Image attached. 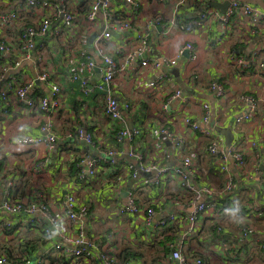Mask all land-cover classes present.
I'll list each match as a JSON object with an SVG mask.
<instances>
[{
	"label": "crops",
	"instance_id": "obj_1",
	"mask_svg": "<svg viewBox=\"0 0 264 264\" xmlns=\"http://www.w3.org/2000/svg\"><path fill=\"white\" fill-rule=\"evenodd\" d=\"M136 1L135 8L122 0L115 2L116 6L122 8L118 14L135 11L132 14L136 29L134 33L141 32L148 20L155 15L163 16V24L168 23L176 2V0ZM205 1L212 8L215 7L224 13L215 3H223L226 0ZM244 1L264 9V0ZM202 2L204 0L187 1L184 6L186 22L198 17L204 7ZM98 21L97 31L103 27L102 14L99 15ZM231 21V30L227 37L222 35V21L219 18H209L203 26H196L191 30L178 28L167 30L165 24L158 26L152 31L150 38L152 56L155 58L165 55L173 56L180 46L191 41L198 48V58L192 59L186 51L178 63L169 68L140 67L138 63H134L119 70L114 82L116 93L121 98L130 100L132 104V109L127 112L128 126L141 130L133 144L128 138H123L121 143L116 140L120 126L105 115L103 94L94 92L88 96L84 95L79 82L70 80L65 66L59 59L58 62L55 61L58 56L54 52L57 54L58 51L50 45L52 50H49L48 56L55 63L54 65H58L55 74L59 76L62 84V98L66 108L52 115L56 131L62 140L53 151H49L45 145L20 143L19 138L24 134L41 133L39 127L43 117L42 111L40 108L32 109L16 100L8 110L2 109L0 105V201L3 197L2 187L11 175L16 179L15 196L27 202L34 198L38 191L56 208L60 207L62 200L71 189L70 185L76 181L79 202L81 204L89 202L91 205L90 214L85 221L87 235L98 237L115 229L121 238L119 244L121 252L128 247L145 251L146 256L143 258L145 263L140 264H149L148 254L154 257L155 252L162 248L156 246L157 244L143 245L142 242L137 241V238L147 229L144 216L141 213L122 216L113 213L117 205L126 202L128 191L139 182L140 178L144 177V173H140L139 177L131 176L126 170V161L122 158L114 171L107 167L105 169L101 164L96 176L86 181L79 178L81 168L86 165L85 156L87 154L96 156L99 153L84 140L75 136L68 137V132L75 133L78 127H84L93 133L95 143L119 146L124 151L130 150L133 146L146 163L157 161L169 166H180L181 154L161 131V129H170L186 140L187 151L194 156L198 169L196 181L219 189L225 184L227 173L220 169L217 155L209 152L208 136L192 130L186 123L187 118L200 120L204 112L203 103L207 102L211 111L210 126H215L216 136L220 138V152L239 150L248 160L249 168L246 170L250 172L251 177L245 181L241 180L239 187L241 195L234 202L236 206H232L224 215L223 221L224 230L227 235L229 234L231 241L237 240L234 229L240 222H251L257 226L259 233L251 239L246 238L242 241L246 252H249L248 243L259 240L258 238L264 239V216L257 217L254 213L250 214V208L253 205L264 204V201L260 200V184L257 179L258 175L264 173V74L257 68L242 69L232 65L229 54L233 48H236L243 58L248 59L254 48L264 40V33L256 36L249 35L250 20L244 14L232 16ZM240 31H242L241 36ZM92 35L93 33L90 36ZM124 38L126 34L119 31L113 32V40L107 43L108 50H112L114 44L123 41ZM91 48L92 46L89 49ZM94 56H96L95 53ZM8 60V55L0 53V65ZM164 69H167L172 78L171 81L151 86L150 83L156 74ZM35 71L34 59L24 61L20 69L14 72L16 77L8 76L0 80V91L12 81V78L21 81L34 78ZM82 73L91 81H98L101 78V71L97 66L92 71L83 70ZM194 76L199 81L196 84H193ZM212 81L225 84L227 92L223 98L219 99L205 90V86ZM176 89H181L182 94L171 99ZM47 91L48 87L44 82L35 80L36 94H45ZM243 93L254 95L258 103L250 119L237 122V118L251 113L249 104L239 98ZM77 159H79L77 164L80 170L78 173H73L71 168ZM228 164L235 176L238 170L233 168L234 161L231 158ZM256 165H258L257 170L251 168ZM178 194L177 202L168 198L170 195ZM138 197L143 205H154L156 200L165 199V197L169 199L168 201L166 199L162 206L156 207L153 225L173 211H177L176 214L180 217L193 209L190 195L180 190L174 178L165 179L163 184L156 188L150 186L147 190L139 191ZM239 204H242L246 211L239 212L236 209L241 207ZM6 218L13 223V227L0 229V252H6L9 258L17 260L28 254L33 260L43 264L73 262L72 257L60 258L53 248L54 239L47 238L41 234V230L34 229L27 216L7 214ZM203 219L205 222L206 218ZM206 224H212V222L206 221ZM172 225H180V229L183 228L182 222ZM170 226L171 222L165 227V236L167 233L172 234L173 230L168 229ZM210 227L207 225V228ZM199 238L185 240L184 248L198 255H204L207 264H264V251L246 260L240 261L238 255L226 259L217 248L215 250L209 248L204 239L199 243ZM165 249L162 252H165ZM73 263L86 264L83 258Z\"/></svg>",
	"mask_w": 264,
	"mask_h": 264
},
{
	"label": "built area",
	"instance_id": "obj_2",
	"mask_svg": "<svg viewBox=\"0 0 264 264\" xmlns=\"http://www.w3.org/2000/svg\"><path fill=\"white\" fill-rule=\"evenodd\" d=\"M121 0H0V53L9 56V60L0 65V80L8 76L16 77L17 72L24 61L34 59L36 71L34 78L19 80L12 78V81L0 91V105L8 110L13 102L21 101L32 109H38L43 113L40 124L41 133L38 135L24 134L19 142L29 145H45L49 151L56 149L61 136L55 128L52 118L54 113L58 114L66 110L64 98H62V84L59 76L55 74L57 64L49 59L48 52L55 47L58 56L55 59L61 61L65 66L70 80L78 81L81 91L88 96L94 92H101L105 99L103 111L107 117L119 124L116 140L121 143L123 138H128L131 143L136 140L141 130L128 126L127 112L132 109L130 100L121 98L116 93L115 78L121 68L134 63L140 67L169 68L176 65L183 54L188 51L192 59L198 58V48L194 42H185L178 48L173 56H162L155 58L150 54L152 31L163 24V16L155 15L150 18L141 32H135L133 23L134 10L125 14H118L122 9L116 6L115 2ZM137 6L136 0H122ZM188 0H176L168 23L167 30L178 28L180 30H191L196 26H203L209 18H219L222 21V35L227 37L231 30V18L236 15L249 17L250 26L248 34L256 36L264 33V9L254 6L244 0H229L226 12L221 13L217 8L211 7L204 0V7L194 20L185 21L184 6ZM103 17V27L98 29L99 15ZM119 31L126 34L123 41L114 44L112 50H108L107 43L113 40V32ZM96 34L93 41H89L91 34ZM242 31H240V36ZM90 46H92L91 49ZM94 53L96 56H94ZM120 58V59H118ZM231 64L242 69L257 68L264 74V40L252 51L247 59L243 58L236 48L230 51ZM54 59V58H53ZM79 62V63H75ZM71 64V65H70ZM99 67L101 78L98 81H91L82 73L83 70L92 71ZM167 69L156 74L150 85H161L171 81ZM35 80L46 84L48 91L45 94L35 93ZM198 78L193 77V84ZM8 83V82H7ZM205 90L214 94L217 98L226 95L227 88L223 82L212 81L205 86ZM181 89H176L172 98L181 96ZM241 100L249 104L250 114L247 113L237 118L250 119L256 110L258 100L249 93L239 96ZM204 112L199 119L187 118L186 123L192 130H197L208 136L210 142L208 150L211 154L217 155L220 169L227 173L225 184L215 189L207 184L196 181L198 169L194 156L187 151L186 140L170 129H161L162 133L170 139L176 150L181 154L180 166H169L157 161L146 163L142 160L141 154L131 146L130 150L124 151L115 145H104L101 142L95 143L93 133L84 127H78L76 132H68V137L75 136L84 140L89 146L98 151V155L85 156L86 165L81 168L79 178L89 180L97 175L100 165L114 171L117 163L123 158L126 161V170L133 177H144L139 179L132 189L127 193L126 202L115 207L114 214L122 216L125 214H139L144 216V223L147 229L137 238L143 245H154L164 238L165 227L171 222L183 223L179 227V235L176 241L167 243L169 251L162 252V264H206L205 260L194 252L184 248V241L190 238H197L201 234L203 218L211 217L216 221H223L226 212L235 205V201L241 195L240 182L251 177L248 160L244 153L239 150L220 152V138L216 136L215 126H210L211 111L207 102L203 103ZM135 142V141H134ZM133 144V143H132ZM126 158V159H125ZM234 161L233 168L237 169L234 176L229 167L228 160ZM258 169V165L251 167ZM147 174L149 176H147ZM168 178L176 179L180 190L190 195L192 211L180 217L177 211L162 217L153 225L156 214V207L170 199L177 202L179 196H169L165 199L156 200L154 205H143L138 197V192L147 190L150 186L154 188L163 184ZM1 179V164H0ZM258 182L264 195V173L257 176ZM1 184V180H0ZM69 193L62 200L59 208L49 203L45 196L40 194V199L24 201L14 196L16 179L8 176L3 185V197L0 201V229L12 228L13 223L5 219L7 214L25 215L32 223L34 229L41 230V234L47 238H53V248L60 258L62 256L72 257L73 262L83 258L86 264H136L132 260L125 259L121 246V238L117 230L112 229L98 237H89L85 230V221L90 214V203H80L77 198V182L70 185ZM230 195L233 203L221 204L223 197ZM219 198V199H217ZM260 199V198H259ZM262 201L264 197L261 196ZM251 213L257 217L264 216V204H255L250 208ZM179 220L181 222H179ZM251 223V222H250ZM249 222H240L234 231L237 233L236 241L226 240L227 232L224 225L216 227V235L212 233L204 235L206 244L211 249H218L224 256H240L244 260L253 257L264 250V239L258 238L248 243V251L242 241L259 233L257 226ZM220 234H222L220 236ZM70 261L69 264H75ZM160 262V260H159ZM0 264H43L33 260L25 254L22 258L14 260L8 257L6 252H0Z\"/></svg>",
	"mask_w": 264,
	"mask_h": 264
},
{
	"label": "trees",
	"instance_id": "obj_3",
	"mask_svg": "<svg viewBox=\"0 0 264 264\" xmlns=\"http://www.w3.org/2000/svg\"><path fill=\"white\" fill-rule=\"evenodd\" d=\"M42 93H44V92H42ZM38 95H41V94H38ZM79 162V159H77V160H75V163L73 162V166H72V168L71 169H73V173H78L79 172V170H80V168H79V166H78V163ZM259 188H260V196H262V197H264V195H263V192H262V188L259 186ZM217 199H219V198H217ZM226 201H229L231 204L233 203V200L231 199V196L230 195H227V196H225V197H223V199H221V204H224ZM241 207H237L236 209H238V211L239 212H243V210L244 211H246L245 209H244V207H243V205L242 204H239ZM233 206H236V204L235 205H233ZM227 213V212H226ZM250 214H252L251 213V211H250ZM206 219H205V222L203 221L202 222V230H201V234H200V238H199V243H200V241H202L203 240V236L204 235H207V234H210V233H212L213 235H216V227L220 224L221 225V223H220V221L218 222V221H216L214 218H211V217H205ZM206 221H209V223L210 222H212V224H206ZM207 225H210L211 227L210 228H207ZM236 226V225H235ZM168 229L169 230H173V231H171L172 232V234H169V233H167V235L165 236V232H164V238H163V240H160L158 243H157V245L156 246H159V247H161L162 249H158L156 252H155V256L153 257V256H151L150 254H148V252L146 251V253L150 256V263L149 264H162V260L164 259H162V257L161 258H159L160 257V254H161V252L165 249V252H168L169 251V248H168V245H167V243L169 242V241H176L177 240V238H178V235H179V233H180V231H179V227L178 226H170V227H168ZM222 234H220V236H221ZM223 238L224 239H226V240H228L229 239V234L227 235L226 234V236H223ZM196 239H198V237L196 238ZM204 241H205V239H204ZM262 251H264V250H262ZM9 252H10V250H9ZM123 252V254H124V258L125 259H129V260H132L133 262H136V264H140V263H145V260H143V258L146 256V254H145V251H140V250H137V249H135V248H130V247H128L127 249H125L124 251H122ZM190 252H192V251H190ZM11 253V252H10ZM7 254V253H6ZM8 255V254H7ZM198 255V254H197ZM9 256V255H8ZM198 256H200V257H202L204 260H205V262H206V257L203 255V256H201V255H198ZM225 258L227 259V258H232L231 256H225ZM159 260H160V262H159ZM240 261L241 260H244L242 257H240V259H239ZM143 261V262H142ZM206 264H207V262H206Z\"/></svg>",
	"mask_w": 264,
	"mask_h": 264
},
{
	"label": "water",
	"instance_id": "obj_4",
	"mask_svg": "<svg viewBox=\"0 0 264 264\" xmlns=\"http://www.w3.org/2000/svg\"><path fill=\"white\" fill-rule=\"evenodd\" d=\"M229 3H230V1L229 0H226L225 2H223V3H220V2H218V3H215L217 6H220L221 8H222V10H223V12H226V9H227V7L229 6ZM95 36H96V34H93L92 36H91V38H90V41L92 42L93 41V39L95 38ZM228 136V138L230 139V136L229 135H227Z\"/></svg>",
	"mask_w": 264,
	"mask_h": 264
},
{
	"label": "rangeland",
	"instance_id": "obj_5",
	"mask_svg": "<svg viewBox=\"0 0 264 264\" xmlns=\"http://www.w3.org/2000/svg\"><path fill=\"white\" fill-rule=\"evenodd\" d=\"M15 196V195H14ZM38 199H40V193L38 192V191H36V194H35V197L34 198H32V200H38ZM31 200V199H30ZM235 217V216H234ZM233 219V218H232ZM231 219V220H232ZM221 224L222 225H225V223H224V221H222L221 222ZM200 236V235H199ZM199 236H198V238H199ZM201 245V244H200Z\"/></svg>",
	"mask_w": 264,
	"mask_h": 264
}]
</instances>
